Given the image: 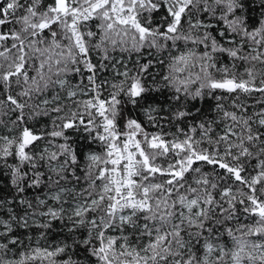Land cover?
Segmentation results:
<instances>
[{"label":"snow or ice","instance_id":"1","mask_svg":"<svg viewBox=\"0 0 264 264\" xmlns=\"http://www.w3.org/2000/svg\"><path fill=\"white\" fill-rule=\"evenodd\" d=\"M0 264H264V0H0Z\"/></svg>","mask_w":264,"mask_h":264}]
</instances>
